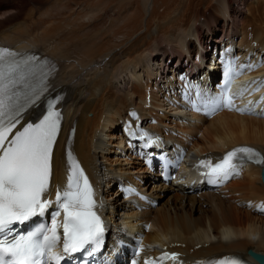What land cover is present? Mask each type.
I'll return each mask as SVG.
<instances>
[{
	"label": "bare ground",
	"instance_id": "bare-ground-1",
	"mask_svg": "<svg viewBox=\"0 0 264 264\" xmlns=\"http://www.w3.org/2000/svg\"><path fill=\"white\" fill-rule=\"evenodd\" d=\"M91 1L0 0V44L18 48L22 44V48L50 53L61 66L56 87L67 93L66 128L77 122L75 150L83 163L102 180L115 172L143 179L145 194L158 201L156 207L138 213L126 206L119 192H107L110 219L116 226L124 221L151 224L147 240L181 253L183 259L242 256L258 264L248 251L264 255V217L214 191H199L197 197L163 184L159 174L151 177L140 158L120 143L118 120L130 106L145 101L156 108L155 121L162 126L157 131L172 142L190 146L198 157L220 158L243 144L264 151V86L260 85L264 82V0H95L96 5ZM194 40L202 47L204 59L210 46L222 40H238L239 52L251 50L247 67H253L247 71L255 80L246 96L258 101L253 112H219L211 120L200 117L199 125H182V113L167 109L180 103L187 109L189 103L179 95L205 72L198 66L201 73L193 74ZM232 68L236 73L237 64ZM196 88L206 98V89ZM140 111L143 123H149L152 113H144L145 106ZM207 113L202 108L194 111V115ZM255 113L260 118L253 117ZM63 145L64 136L54 158L60 182L65 180ZM227 189L231 195L263 200L261 168L249 167Z\"/></svg>",
	"mask_w": 264,
	"mask_h": 264
},
{
	"label": "snow or ice",
	"instance_id": "snow-or-ice-1",
	"mask_svg": "<svg viewBox=\"0 0 264 264\" xmlns=\"http://www.w3.org/2000/svg\"><path fill=\"white\" fill-rule=\"evenodd\" d=\"M14 55L7 49H0V264H60L66 256L70 259L73 253L92 256L100 247L104 229L100 217L93 211L95 200L91 185L75 162L66 188L57 191L55 203L58 211L53 213L51 227L37 224L27 231H20L26 222L43 217L53 203L46 194L52 175L51 155L60 114L48 111L38 123L27 124L5 144L26 106L13 91L17 83L14 74L19 68L17 62L9 60ZM233 73L234 69L229 66L226 85L231 83ZM260 85L264 86V82ZM215 105L234 106L230 88H225ZM246 110L253 112L252 108ZM237 153L242 154L241 160H252L259 155L250 148L236 149L212 168V174L227 178L237 172V165L233 163L238 158ZM257 162L264 163V159ZM60 210L64 213L62 224L55 220ZM61 227L64 235L62 253L55 251L60 245L57 229ZM261 264H264V258H261Z\"/></svg>",
	"mask_w": 264,
	"mask_h": 264
},
{
	"label": "water",
	"instance_id": "water-1",
	"mask_svg": "<svg viewBox=\"0 0 264 264\" xmlns=\"http://www.w3.org/2000/svg\"><path fill=\"white\" fill-rule=\"evenodd\" d=\"M249 254L255 258L256 260H258L260 263H261V258H264V255L263 254H259V253H256L252 250L249 251Z\"/></svg>",
	"mask_w": 264,
	"mask_h": 264
},
{
	"label": "rangeland",
	"instance_id": "rangeland-1",
	"mask_svg": "<svg viewBox=\"0 0 264 264\" xmlns=\"http://www.w3.org/2000/svg\"><path fill=\"white\" fill-rule=\"evenodd\" d=\"M96 1L94 0V1H91L90 3H92V5H96V3L98 4V2H96ZM116 28V27H115ZM114 28V30L116 31V30H119V26L115 29ZM105 41H108V39L106 38L105 39ZM201 137V135H198V138H200ZM136 159H133V161H135ZM137 161V160H136ZM138 161H140V160H138ZM197 197H198V195H197Z\"/></svg>",
	"mask_w": 264,
	"mask_h": 264
}]
</instances>
